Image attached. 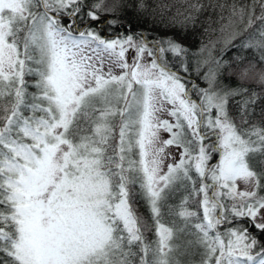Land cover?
Here are the masks:
<instances>
[{
    "label": "snow or ice",
    "instance_id": "obj_1",
    "mask_svg": "<svg viewBox=\"0 0 264 264\" xmlns=\"http://www.w3.org/2000/svg\"><path fill=\"white\" fill-rule=\"evenodd\" d=\"M182 4L166 27L220 33L192 71L175 36L100 34L125 0H0V264H264V92L221 81L264 85V0Z\"/></svg>",
    "mask_w": 264,
    "mask_h": 264
},
{
    "label": "trees",
    "instance_id": "obj_2",
    "mask_svg": "<svg viewBox=\"0 0 264 264\" xmlns=\"http://www.w3.org/2000/svg\"><path fill=\"white\" fill-rule=\"evenodd\" d=\"M91 2L92 0H88V3ZM125 2L129 5V8L124 11L121 19V23L124 26L119 29L109 30L107 25H104L103 31H101L100 34L102 36L110 38L117 32L127 35L128 31L130 30L132 33H135L137 35L140 32H144L145 36H149L150 39L175 36L176 39L179 40L189 50L188 59L191 62L190 71H192L195 65V56L193 54L198 53L203 45H208L210 44V42L217 41L220 37L218 25L214 22L215 17H213L212 21L210 22L208 19V13H204L203 15L199 16L195 24L188 23L184 27H166L169 19L177 12V10H179L180 12L184 11L182 0H150V3L172 6L171 11L165 13L163 23L161 22L159 12L157 13L155 18L146 15H138L135 9L132 7V5L134 4V0H125ZM105 3L110 4L111 0H105ZM110 18L114 19L116 17H109L108 15L102 14L100 22L102 23L103 21H106ZM175 19L177 22H179L183 20V16H176ZM64 23H67V21H64ZM82 26L83 25H81V27ZM92 26L96 27L97 25L93 24ZM206 29L207 31H205ZM213 29H216V31H213ZM235 55H237L235 50L229 51L227 55L224 56V60L231 62L232 58ZM192 78L195 79L194 71L192 74ZM221 81L225 85L241 86L243 88H247L250 92H264V85H261L257 81H248L240 84L239 81L236 80L234 75L229 74L227 69L223 71ZM197 82L201 83V86H204L202 82ZM262 109H264V100H260L256 104L255 112L257 118H259V113ZM231 111L234 116L237 115V109L235 108V106L232 107ZM138 210L145 217L148 215L147 208L143 203L138 205ZM245 223H247V221H245ZM249 230L254 234L260 236V238L264 240V235L258 233L254 227H249ZM191 264H195V261H191Z\"/></svg>",
    "mask_w": 264,
    "mask_h": 264
},
{
    "label": "rangeland",
    "instance_id": "obj_3",
    "mask_svg": "<svg viewBox=\"0 0 264 264\" xmlns=\"http://www.w3.org/2000/svg\"><path fill=\"white\" fill-rule=\"evenodd\" d=\"M145 60L147 61L148 60V57L146 56L145 57ZM118 71V70H117ZM161 119H169L171 120L172 118L169 117L166 113H163L161 114ZM161 138L162 139H167L168 138V134L167 133H161ZM167 152L171 153L173 156H175V158L178 160L179 159V152H180V149L176 148L175 146H172V147H169L167 149ZM173 160L171 158H168L164 161V164H165V170H166V165L169 164V163H172ZM239 187L241 190H244L245 188V185L242 183V182H239ZM249 190H251V186H249ZM260 216L261 217H264V210L261 211L260 213ZM258 222H264V220H258Z\"/></svg>",
    "mask_w": 264,
    "mask_h": 264
}]
</instances>
